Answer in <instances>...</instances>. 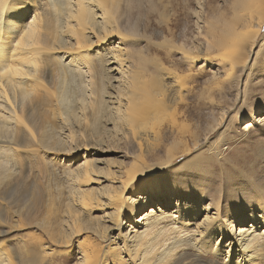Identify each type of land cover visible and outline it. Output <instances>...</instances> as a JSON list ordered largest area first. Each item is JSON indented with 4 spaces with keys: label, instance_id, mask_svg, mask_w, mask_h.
I'll return each mask as SVG.
<instances>
[{
    "label": "rangeland",
    "instance_id": "374dc122",
    "mask_svg": "<svg viewBox=\"0 0 264 264\" xmlns=\"http://www.w3.org/2000/svg\"><path fill=\"white\" fill-rule=\"evenodd\" d=\"M238 1L120 0L116 17L119 23L130 31L134 29L137 35L121 43L119 39H113L101 48L105 52L108 47L111 51L124 50L126 66L132 73H137L138 81L134 88L139 94L144 115L137 118V125L116 120L117 92L126 88L119 84L123 79L117 70L109 69L118 68L117 63L113 60L104 63L109 64L105 66L107 77L103 69L98 72L101 67L95 66L98 61L94 59L81 65L79 71L83 76L77 77V86L88 107L81 109L83 104L80 102L78 117L68 124L55 120L49 132L62 143L59 150L48 157L43 153L17 160L0 157V171L4 173L0 182V219L3 216L7 221V224L0 221V252L8 251L17 261L18 255L23 256L20 249L39 239L48 253L53 248L60 249L57 255L71 249L72 256L60 259L65 264H81L78 241L93 239L89 228L98 222L102 225L107 223L111 212L106 205L89 211L81 208V191L93 189L104 204V190L109 186H120L117 182L120 168L133 164V157L140 149L147 159L154 156L164 158L171 148L186 149L183 145L186 141L188 151L176 155L173 167L189 181L184 186L200 193L203 191L202 196L196 197L186 192L191 199L199 200L197 209L201 211V220L207 211L214 212L203 209L204 206L209 207L213 199H217L225 220L227 215L240 214L250 200L263 199L264 194H258L264 191V25L254 44L249 46L246 66L238 67L234 72L229 71L228 63H217L213 59L214 50L209 49L206 37L207 21H215L220 14L231 20ZM69 42L73 41L69 39ZM182 48L190 50L192 56L185 55ZM49 77L50 84L54 86L57 73ZM107 79L113 86L103 97ZM157 80L163 90L155 89ZM93 90L99 91L101 98L96 96L95 100L91 95ZM156 98L163 100L167 112L145 117L146 111L157 107ZM89 101L94 107L101 106L99 112H93ZM120 102L125 104V97ZM40 124L39 120L38 126ZM156 131L159 132L157 137ZM203 158L207 161L206 166L215 159L210 172L187 168ZM86 162L101 171L110 167L115 174L114 182L99 174L93 175L88 183L79 180L78 171ZM170 174L163 171L158 176L164 179ZM19 182L23 186H19ZM147 187L143 185L138 192L145 196ZM138 192L129 194L128 199L137 200ZM149 195L150 199L134 218L150 207L154 209L166 204V195H154L153 192ZM178 199L177 195L170 199L166 208L170 213L176 210ZM69 210L78 214L85 227L74 235H71L73 217ZM131 222V218L124 220L123 233L130 229L128 225ZM173 222L175 219L172 217L166 221L168 233L183 230V238H198L195 224L182 228L181 224ZM65 239H69V243ZM260 240L264 254V237ZM229 241V236H225L221 245L224 253L220 248L216 258L219 264H223L225 259H229L227 264H231L242 254L239 246L232 243L227 257L228 247L225 246ZM191 248L190 259H195V253L200 250ZM255 259L259 262L257 264H264V257L260 261L259 257Z\"/></svg>",
    "mask_w": 264,
    "mask_h": 264
},
{
    "label": "bare ground",
    "instance_id": "6f19581e",
    "mask_svg": "<svg viewBox=\"0 0 264 264\" xmlns=\"http://www.w3.org/2000/svg\"><path fill=\"white\" fill-rule=\"evenodd\" d=\"M119 4L120 0H0V157L17 160L40 153L48 157L59 150L62 143L50 136L49 129L56 123L55 120L68 124L76 119L80 102L83 104L81 109L88 107L84 104L86 98L79 94L77 77L83 76L80 66L92 59L98 61L95 66L101 67L99 73L103 69L105 77V66L109 64L104 63H111L112 60L117 63L118 68L109 69L117 70L123 79L119 84L126 88L117 92L119 105L114 115L117 121L137 125V118L144 115L140 109L139 94L134 88L138 81L137 73H132L126 66L123 49L111 51L108 47L105 52L101 48L113 39H119L121 43L137 35L134 29L130 31L119 23L116 17ZM234 8L231 20L220 14L215 21H207L206 32L209 49L214 50L213 59L217 63H228L230 72L246 66L249 46L254 44L264 25V0H239ZM248 41L251 42L247 44ZM97 47L100 50H95ZM181 51L188 56L193 54L187 49L182 48ZM54 72L57 73V81L53 86L49 76ZM111 86L109 79L105 80L103 97L109 93ZM154 87L163 90L159 80ZM92 94L95 100L96 96L101 98L99 91L93 90ZM122 97L126 99L125 104L120 102ZM156 104L153 111L145 112V117L167 112L162 99L156 98ZM89 106L93 112H99L101 107H94L91 101ZM114 131L117 132L116 128ZM155 136H159L158 131ZM70 137L73 139L71 130ZM183 145L186 149L171 148L164 158L154 156L147 159L140 149L133 157V164L120 168L121 175L117 179L120 186L113 185L104 190V204L93 189L81 191V208L89 211L106 205L111 210L107 223L102 225L98 222L95 227L89 228L93 239L88 238L82 243L78 241L81 264H219L216 258L225 236L230 238V243L225 246L228 247L226 256L230 254L232 243L238 245L242 253L231 264L259 263L255 258L259 257L260 261L264 257L260 240L264 237V197L253 202L250 200L240 214L227 215L226 220L222 217L217 199H213L209 207L204 206L203 209L214 212L207 211L201 220V211L197 209L199 200L191 199L189 195L202 196L203 191L189 190L184 186L189 182L187 178L175 172L173 167L176 155L188 151L186 141ZM214 160L206 166V159H199L197 164L187 168L210 172ZM163 171L171 174L160 179L158 174ZM2 174L0 171V182ZM95 174L105 175V180L114 182L115 174L110 167L101 171L87 162L78 171V179L88 183ZM22 182L18 185L23 186ZM143 185H148L145 196L138 192ZM134 192L139 193L138 198L130 201L129 194ZM152 192L154 195H166V204L154 209L150 207L134 218ZM260 194L264 191L258 196ZM174 195L179 198L175 202V215L166 209ZM69 213L73 217L71 235H74L85 227L77 213L71 210ZM193 213L195 216L191 218ZM169 217L182 228L195 224L198 238H183V230L168 233L166 221ZM128 218L133 222L128 225L130 229L123 233V222ZM0 221L7 224L3 216ZM65 241L69 243L70 240ZM191 247H197L202 252L195 253V259H190ZM59 250L53 248L48 253L43 242L36 239L20 249L23 256L18 255L17 261L8 251L0 252V264H54L56 261L65 264L60 259L70 256L72 250H63L57 255ZM221 250L224 253V249ZM227 261L230 262L225 259L223 264Z\"/></svg>",
    "mask_w": 264,
    "mask_h": 264
}]
</instances>
